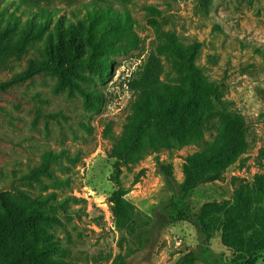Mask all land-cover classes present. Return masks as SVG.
Returning a JSON list of instances; mask_svg holds the SVG:
<instances>
[{"label": "rangeland", "instance_id": "rangeland-1", "mask_svg": "<svg viewBox=\"0 0 264 264\" xmlns=\"http://www.w3.org/2000/svg\"><path fill=\"white\" fill-rule=\"evenodd\" d=\"M88 1L0 0V27L14 25L19 34L30 22L35 31L47 24L26 54L0 66V81L45 59L55 25L83 19ZM112 1L131 13L139 48L113 55L115 64L105 79L90 75L84 86L94 95L92 106L81 95L54 93L57 79L49 74L0 92V195L17 200L19 189L61 204L60 210H50L59 221L50 230L62 249L56 258L66 262L177 264L192 254L194 264H230L232 254L221 233L207 236L196 224L203 205L232 204L239 188L264 177V0ZM148 7L161 11L163 27L184 45L201 44L197 65L207 81L220 86L229 110L245 118L248 147L219 180L200 185L187 198V221L174 220L179 196L158 166L171 165L176 185L182 184L187 158L218 137V120L205 125L202 142L173 151L147 147L120 177L136 209L137 232L129 235L114 223L109 199L117 188L109 180L114 165L109 154L135 119L138 95L127 88V80L159 44L148 24ZM164 69L163 81L171 83L170 65ZM49 153L59 155L57 161L48 175L37 173ZM257 264H264V252Z\"/></svg>", "mask_w": 264, "mask_h": 264}, {"label": "trees", "instance_id": "trees-1", "mask_svg": "<svg viewBox=\"0 0 264 264\" xmlns=\"http://www.w3.org/2000/svg\"><path fill=\"white\" fill-rule=\"evenodd\" d=\"M60 2L74 5L81 0ZM83 6V19L55 25V38L46 46L45 59L31 61L25 70L0 81V92L49 74L57 79L54 93L81 95L87 107L92 106L94 95L84 86L90 75L101 80L108 77L115 64L112 56L138 50L140 40L124 5L119 9L112 0H90ZM147 10L148 24L159 44L156 53L138 65L127 80V88L138 95L135 119L127 136L109 154L114 161L109 180L117 188L109 199L114 223L118 231L129 235L137 232L136 209L126 198L128 192L120 177L123 168L144 157L147 147L180 150L202 142L209 121L219 122L218 137L187 158L182 184L176 185L171 165L158 166L165 184L179 196L173 204L175 221L190 219L187 198L200 185L219 180L248 147L245 118L229 110L220 86L207 81L197 65L201 44L184 45L174 31L163 27L160 10ZM35 26L30 22L19 34L14 25L0 27V66L26 54L33 40L47 28L45 23L35 31ZM165 63L173 73L171 83L162 78ZM58 157L53 153L46 155L37 173L48 175ZM15 196L17 200L0 195V264H78L56 258L62 249L50 229L59 221L50 210H60L61 204L19 189ZM196 225L207 236L221 233L222 244L232 254L230 264H257L258 255L264 252V177H258L252 186L239 188L232 204L203 205ZM194 263V256L188 254L177 264Z\"/></svg>", "mask_w": 264, "mask_h": 264}]
</instances>
